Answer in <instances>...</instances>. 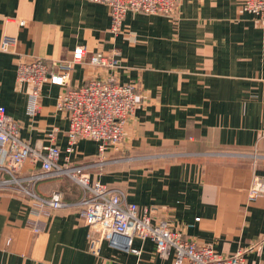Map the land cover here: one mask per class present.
<instances>
[{
  "label": "crops",
  "instance_id": "0c3cea01",
  "mask_svg": "<svg viewBox=\"0 0 264 264\" xmlns=\"http://www.w3.org/2000/svg\"><path fill=\"white\" fill-rule=\"evenodd\" d=\"M243 6L244 0H182L176 16L129 11L126 32L115 35L103 3L0 0V47L5 35L16 38L11 51L0 48V105L26 141L66 151L70 123L57 107L59 93L111 74L134 83L140 105L113 154L122 159L99 162L112 155H100L98 142L83 138L73 161L93 162L92 180L122 187L130 202L153 208L155 221L186 239L264 264V193L249 195L255 175L264 179V22ZM80 45L84 61L74 64L66 86L45 83L32 115L31 85L17 80L20 58L68 61ZM115 52L116 69L89 62L95 53ZM35 191H60L71 203L83 194L68 176L41 180ZM89 231L78 204L46 214L30 196L0 189V264H172L151 239L136 237L133 252L101 238L94 251Z\"/></svg>",
  "mask_w": 264,
  "mask_h": 264
},
{
  "label": "built area",
  "instance_id": "2783aa9c",
  "mask_svg": "<svg viewBox=\"0 0 264 264\" xmlns=\"http://www.w3.org/2000/svg\"><path fill=\"white\" fill-rule=\"evenodd\" d=\"M103 3L111 9V32L124 34L127 12L141 11L173 15L182 0H88ZM244 9L264 22V0H244ZM16 38L5 35L2 51H11ZM85 46L76 47L71 60L66 62L34 57L20 58L17 64L19 83L31 85L29 112L34 115L40 109V97L45 83L66 86L74 64L83 62ZM93 65L116 69L120 66L118 53H96L90 57ZM140 98L135 84L120 83L114 76L94 77L80 85L67 87L57 97V107L69 116V139L66 154L50 142L34 146L26 141L17 121L0 105V189L15 188L34 199L41 212L46 214L78 204L89 226L92 249L98 250L101 238L113 247L139 252L133 248L136 237L156 243L162 258H172V264H245L242 251L229 256L217 252L211 245H200L186 239L183 233L165 221L154 220V209L140 208L130 202L124 189L110 186L101 180H92L88 169L91 163L71 164L80 139L98 142L100 155L110 147L118 148L126 135V125L136 114ZM53 136V135H52ZM64 160V161H62ZM30 167L25 172L24 165ZM66 175L79 184L83 194L77 203L67 201L60 191L41 196L36 184L47 178ZM264 193V179L255 175L249 195L252 199ZM95 233L101 235L94 237Z\"/></svg>",
  "mask_w": 264,
  "mask_h": 264
},
{
  "label": "rangeland",
  "instance_id": "374dc122",
  "mask_svg": "<svg viewBox=\"0 0 264 264\" xmlns=\"http://www.w3.org/2000/svg\"><path fill=\"white\" fill-rule=\"evenodd\" d=\"M181 3H182V1H180V3H179V5H178V8H177V10H176V12L173 14V15H166V16H176V15H178V13H179V8H180V5H181ZM108 6V5H107ZM110 8V7H109ZM110 12H111V9H110ZM136 12H141V11H136ZM144 13H147V12H144ZM162 15V14H161ZM96 54V53H95ZM104 54V53H103ZM105 55H108V54H105ZM92 56V55H91ZM69 61V60H68ZM60 62H66V61H60ZM93 65V64H92ZM95 66H98V65H95ZM99 67H102V66H99ZM102 68H108V67H102ZM112 76H114L113 74H111ZM111 75H109V76H111ZM109 76H107V77H109ZM99 77V76H98ZM102 77V76H101ZM115 77V76H114ZM94 78V77H93ZM106 78V77H105ZM116 78V77H115ZM91 79V78H90ZM89 80V79H88ZM87 81V80H86ZM85 82V81H84ZM121 83V82H120ZM131 84H134V83H131ZM80 85V84H79ZM76 86V85H75ZM136 86V85H135ZM136 91H137V94H138V96H139V98H140V94L138 93V90H137V86H136ZM140 105V104H139ZM61 111V110H60ZM62 112H64V111H62ZM66 113V112H65ZM67 114V113H66ZM67 116H68V114H67ZM68 118H69V116H68ZM127 126V125H126ZM68 139H69V131H68ZM81 140V139H80ZM79 140V141H80ZM79 141H78V143H79ZM124 141V140H123ZM78 143H77V145H76V149H77V146H78ZM123 143V142H122ZM68 146H69V144H68ZM68 146H67V148H68ZM122 147V144H120V146L118 147V148H114V147H110L108 150H107V153H110L112 156L110 157V158H105V159H103L102 158V160H100L99 162H101V163H106V162H108V163H115L117 160H121L122 159V157H120V156H114L115 155V153L116 152H118V151H120V148ZM67 148H66V150H67ZM98 149H99V146H98ZM62 150V149H61ZM63 153L64 154H66V151H63ZM114 154V155H113ZM130 158H134V156H125V158H124V160H129ZM62 161H64V160H62ZM81 164V163H77V162H74L73 161V158L71 159V164ZM91 164H94L93 162H90ZM89 172V171H88ZM90 173V172H89ZM62 176H66V175H62ZM97 180H99V179H97ZM103 182V181H102ZM107 184V183H106ZM109 185V184H108ZM110 186H113V185H110ZM117 187H120V186H117ZM120 188H122V187H120ZM123 189V188H122ZM127 193V192H126Z\"/></svg>",
  "mask_w": 264,
  "mask_h": 264
}]
</instances>
